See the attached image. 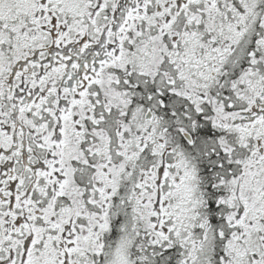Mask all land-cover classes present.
<instances>
[{
	"label": "snow or ice",
	"instance_id": "6c2138e0",
	"mask_svg": "<svg viewBox=\"0 0 264 264\" xmlns=\"http://www.w3.org/2000/svg\"><path fill=\"white\" fill-rule=\"evenodd\" d=\"M0 264H264V0H0Z\"/></svg>",
	"mask_w": 264,
	"mask_h": 264
}]
</instances>
